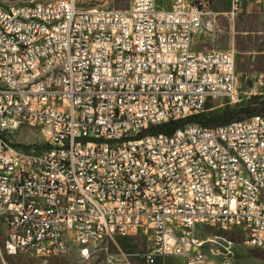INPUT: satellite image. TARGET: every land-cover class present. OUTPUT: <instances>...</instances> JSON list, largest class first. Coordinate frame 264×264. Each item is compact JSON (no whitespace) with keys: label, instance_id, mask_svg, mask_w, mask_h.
<instances>
[{"label":"built area","instance_id":"built-area-1","mask_svg":"<svg viewBox=\"0 0 264 264\" xmlns=\"http://www.w3.org/2000/svg\"><path fill=\"white\" fill-rule=\"evenodd\" d=\"M244 1L264 6L231 0V18ZM216 21L212 0L0 4L2 256L89 258L143 236L149 250L107 253L105 264H232L206 262L202 219L264 248V112L141 135L211 99L242 100L236 50L194 46ZM254 85L264 90V74ZM21 127L42 143L25 142Z\"/></svg>","mask_w":264,"mask_h":264},{"label":"rangeland","instance_id":"rangeland-1","mask_svg":"<svg viewBox=\"0 0 264 264\" xmlns=\"http://www.w3.org/2000/svg\"><path fill=\"white\" fill-rule=\"evenodd\" d=\"M31 1L49 0H0V4H21ZM132 0H77L79 6L90 8L106 6L110 8H128ZM161 8H170L172 0H157ZM216 11V30L200 33L195 38L196 49L236 50L237 70L242 89V100L231 102L227 98H214L208 101L203 113L207 117L222 116L233 120L242 119L255 113L264 112V93L245 92V76L264 72V6L254 1H244L242 10L232 20L229 11L231 0H212ZM223 124V123H222ZM219 125L212 121L209 126ZM25 142L39 144L42 137L39 129L21 127ZM199 237L204 240L203 250L211 258H231L232 264H264V248L247 244L245 232L238 226L203 224L197 227ZM6 230L0 221V264H105L107 253L120 258L122 252L134 255L151 248L143 236L119 239V243H110L109 249L99 250L89 258L78 255L77 250L61 256H38L31 252L17 255L1 254ZM138 264L137 259H135ZM158 264H183L176 256H165Z\"/></svg>","mask_w":264,"mask_h":264},{"label":"trees","instance_id":"trees-1","mask_svg":"<svg viewBox=\"0 0 264 264\" xmlns=\"http://www.w3.org/2000/svg\"><path fill=\"white\" fill-rule=\"evenodd\" d=\"M232 119L230 118H225L222 116L218 117H207L205 113L200 112L196 114H192L188 117L181 118V119H175V120H169L167 122H164L162 124H152L150 125L144 132L141 133L143 134H153V133H172L174 130H176L178 127L186 124L187 122L193 121V122H198L201 123L204 126H209L212 121H216L219 124L226 123L231 121Z\"/></svg>","mask_w":264,"mask_h":264},{"label":"crops","instance_id":"crops-1","mask_svg":"<svg viewBox=\"0 0 264 264\" xmlns=\"http://www.w3.org/2000/svg\"><path fill=\"white\" fill-rule=\"evenodd\" d=\"M235 18V17H234ZM232 18V20L234 19ZM235 49V48H234ZM236 67H237V61H236ZM237 73H238V70H237ZM260 74H264V72H260V73H257L255 75H252V76H245V85H246V90L245 92H250V91H257L259 93H264V90L261 89V88H256V86L254 85L253 86V80L255 79V77H257L258 75ZM238 77H239V74H238ZM239 85H240V79H239ZM241 89V87H240ZM242 90V89H241ZM161 259V258H160ZM159 262V260H158ZM138 264H139V261H138ZM158 264V263H157Z\"/></svg>","mask_w":264,"mask_h":264},{"label":"bare ground","instance_id":"bare-ground-1","mask_svg":"<svg viewBox=\"0 0 264 264\" xmlns=\"http://www.w3.org/2000/svg\"><path fill=\"white\" fill-rule=\"evenodd\" d=\"M203 224H215L214 221H212L211 219H202L200 220V225ZM246 242H247V236H246ZM259 248H263V247H259ZM77 253L79 256L83 257V250H77ZM206 262L207 263H215V259L211 258L207 253H206Z\"/></svg>","mask_w":264,"mask_h":264}]
</instances>
